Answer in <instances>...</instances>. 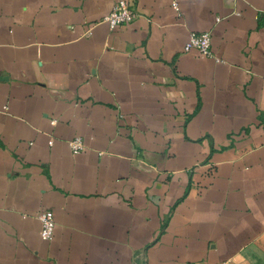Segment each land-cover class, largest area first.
Here are the masks:
<instances>
[{
  "label": "crops",
  "instance_id": "crops-1",
  "mask_svg": "<svg viewBox=\"0 0 264 264\" xmlns=\"http://www.w3.org/2000/svg\"><path fill=\"white\" fill-rule=\"evenodd\" d=\"M116 1L0 0V264H264V0Z\"/></svg>",
  "mask_w": 264,
  "mask_h": 264
},
{
  "label": "built area",
  "instance_id": "built-area-1",
  "mask_svg": "<svg viewBox=\"0 0 264 264\" xmlns=\"http://www.w3.org/2000/svg\"><path fill=\"white\" fill-rule=\"evenodd\" d=\"M173 7L175 11H179L175 3ZM135 17L136 12L133 10L128 0H117L109 14H107L102 21L107 24L110 30H113L119 26L131 23ZM210 41L211 35L209 32H192L189 35L188 42L185 44L183 51L185 53L195 51L201 58H210L212 57ZM51 124L54 125L55 121H51ZM68 147L72 154H78L82 151L84 145L80 138H74L68 142ZM37 219L41 224L40 238L44 241L51 240L55 227L53 214L50 211H41L38 213Z\"/></svg>",
  "mask_w": 264,
  "mask_h": 264
}]
</instances>
